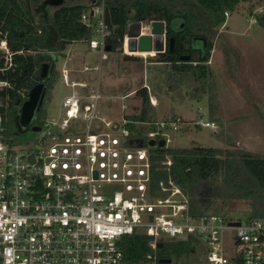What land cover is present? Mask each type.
Listing matches in <instances>:
<instances>
[{
	"label": "built area",
	"instance_id": "built-area-1",
	"mask_svg": "<svg viewBox=\"0 0 264 264\" xmlns=\"http://www.w3.org/2000/svg\"><path fill=\"white\" fill-rule=\"evenodd\" d=\"M104 1L81 15L92 38L79 41L100 52V66L107 59L109 35ZM253 13L262 14L263 8ZM0 49L9 61L5 42ZM64 56L62 83L73 91L55 117L46 115L38 125L32 124L39 107L34 109L19 130L36 133L31 142L9 143L0 119V264H126L120 243L135 234L150 237L154 253L158 244L190 241L204 246L209 264H264V219L195 217L171 176L153 186L151 150L162 148L161 140L167 147L165 131H177L182 119L131 122L123 101L135 92L110 97L122 101L119 122L100 117L99 85L71 80L70 57ZM149 99L155 107L156 99ZM132 123L135 131L128 128ZM200 126L218 128L213 122ZM165 158L162 165L169 171L171 161ZM147 259L158 260L151 254Z\"/></svg>",
	"mask_w": 264,
	"mask_h": 264
},
{
	"label": "trees",
	"instance_id": "trees-1",
	"mask_svg": "<svg viewBox=\"0 0 264 264\" xmlns=\"http://www.w3.org/2000/svg\"><path fill=\"white\" fill-rule=\"evenodd\" d=\"M85 4L62 5L52 16L45 11L36 14V0H0V44L5 42L10 54L0 51V119L3 134L11 144L22 143L20 116L30 94L41 86V103L32 124L46 117V103L54 76V56L66 47L92 38V31L81 23V15L98 0ZM251 0H105L104 16L109 31L108 52L123 46L126 26L130 22L163 21L166 31L164 53L148 56L149 72L159 75V83L141 87L134 96L140 100L138 111L127 116L133 123L155 122V109L149 96L162 90L172 93L181 102L201 101L207 97L208 111L218 113L216 86L209 68L214 39L226 22L225 13L238 4ZM264 13L260 18L262 22ZM179 23L176 31L173 25ZM173 39L172 50L169 40ZM193 40H202L204 55L192 47ZM51 52V53H50ZM188 57L187 61L180 58ZM140 58L123 54L124 62ZM44 75V77H43ZM131 93V92H130ZM39 99V100H40ZM214 115V116H215ZM214 123V121H212ZM128 125L135 131L134 124ZM139 132V130H138ZM227 148L151 150L152 184L171 176L188 199L189 211L195 217L217 214L222 216L223 205L218 201L246 200L247 219H264V158L241 150ZM169 157V171L162 162ZM150 237L141 234L123 237L120 248L126 264H148V255L157 259L180 257L191 252L190 241L164 243L154 253Z\"/></svg>",
	"mask_w": 264,
	"mask_h": 264
},
{
	"label": "rangeland",
	"instance_id": "rangeland-1",
	"mask_svg": "<svg viewBox=\"0 0 264 264\" xmlns=\"http://www.w3.org/2000/svg\"><path fill=\"white\" fill-rule=\"evenodd\" d=\"M46 1L36 0L32 6L33 11L36 14L45 11L48 16H52L56 8L62 5L88 3L87 0H65L56 7L47 4L49 0ZM259 8H263L264 13V0H251L238 4L232 12H229L225 24L214 39V52L209 68L216 86L215 98L219 107L215 116L208 111L207 97L201 101L181 102L165 90L156 94L151 92L150 96L157 101L156 106L153 107L156 121H169L177 117L183 121L177 131L171 129L165 131L169 140L167 148H227L229 143L227 141H230L232 143L230 149L249 152L264 158V27L259 21L263 13H258L256 16L253 13ZM253 17L255 23L251 22ZM173 28L177 31L179 23L174 24ZM146 31L147 27L144 28V32ZM192 47L200 50L202 56L204 55V44L201 40H193ZM2 50L0 49L4 52ZM123 54H126L123 46L113 53L107 52V59L100 66V52L90 51L85 42H77L68 45L63 54L54 56L56 74L48 90L46 115L55 117L62 99L71 95L73 91L62 83L61 68L66 55L70 57L67 60V69L73 72L75 79L85 81L91 88L99 85L103 96L99 103V116L119 122L122 118V101L120 99L112 101L110 97H121L149 83L151 86L158 84L160 80L156 72L147 70L146 59L149 55H131L140 58V61L124 62ZM84 67L89 71L84 72ZM2 86L4 85H0ZM149 102L151 104L150 99ZM123 104L127 106L124 114H133L138 111L140 100L130 95ZM212 121L218 126L217 129L200 126L201 123ZM29 122L30 119L26 124L28 125ZM21 125L25 126L23 123ZM21 135L19 139H22V142H31L30 139L37 134L27 130ZM217 203L224 206L223 217L239 221L247 219L248 201ZM191 248L188 254L171 257L170 264H209L203 245L197 244Z\"/></svg>",
	"mask_w": 264,
	"mask_h": 264
},
{
	"label": "water",
	"instance_id": "water-1",
	"mask_svg": "<svg viewBox=\"0 0 264 264\" xmlns=\"http://www.w3.org/2000/svg\"><path fill=\"white\" fill-rule=\"evenodd\" d=\"M65 0H50L47 2L50 5L53 6H59L61 5ZM74 1V0H70ZM262 25L264 27V17L262 20ZM147 27L148 33H143V28ZM202 41V40H201ZM203 42V41H202ZM127 43V50L129 53L140 54L145 53L147 55L153 54H159L164 53L166 50V31H165V23L163 21H151L147 23L145 22H130L126 26L125 36L123 39V49L124 44ZM204 44V43H203ZM169 47L172 50L173 48V39L169 40ZM106 51L108 52V47H106ZM181 61H187L188 57H182L180 58ZM44 77V75H43ZM41 86H37L33 89L32 93L30 94V101L27 102L24 106V111L22 110L23 114V124H26L27 120L30 119L32 112L34 111V108H31L36 98L39 96V92L41 90ZM38 131V129L34 130ZM158 146L164 147L165 143L163 140L158 141ZM149 146L153 147L155 146L154 141H149ZM233 225H238V223H234ZM163 247V244H158L157 248L161 249ZM158 264H170V259L161 258L157 260Z\"/></svg>",
	"mask_w": 264,
	"mask_h": 264
},
{
	"label": "flooded vegetation",
	"instance_id": "flooded-vegetation-1",
	"mask_svg": "<svg viewBox=\"0 0 264 264\" xmlns=\"http://www.w3.org/2000/svg\"><path fill=\"white\" fill-rule=\"evenodd\" d=\"M48 1V0H47ZM46 1V2H47ZM50 1V0H49ZM48 1V2H49ZM40 99V97L38 96L37 98H36V101H35V103H34V105L31 107V108H37V107H39L40 106V103H41V99ZM30 101V99L28 100V102ZM24 111V110H23ZM23 120H24V118H23V114H21V116H20V123L22 124L23 123Z\"/></svg>",
	"mask_w": 264,
	"mask_h": 264
},
{
	"label": "bare ground",
	"instance_id": "bare-ground-1",
	"mask_svg": "<svg viewBox=\"0 0 264 264\" xmlns=\"http://www.w3.org/2000/svg\"><path fill=\"white\" fill-rule=\"evenodd\" d=\"M142 32H143V33H148V29H147L146 32H144V28H143ZM124 51H125V53L128 54V55H133V53H129V52H128V50H127V43L124 44ZM135 55H147V54H145V53H140V54H135ZM150 55L153 56L152 53L149 54V56H150Z\"/></svg>",
	"mask_w": 264,
	"mask_h": 264
},
{
	"label": "crops",
	"instance_id": "crops-1",
	"mask_svg": "<svg viewBox=\"0 0 264 264\" xmlns=\"http://www.w3.org/2000/svg\"><path fill=\"white\" fill-rule=\"evenodd\" d=\"M213 52H214V49L211 51V56H212ZM210 59H211V57H210ZM209 63H210V60H209L208 64ZM69 76H70L71 80H77V79H75L74 74H73L72 71H69Z\"/></svg>",
	"mask_w": 264,
	"mask_h": 264
}]
</instances>
